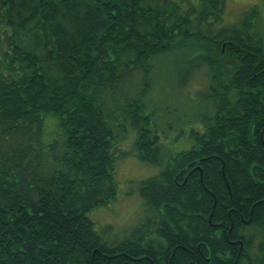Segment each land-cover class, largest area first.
Instances as JSON below:
<instances>
[{
	"label": "trees",
	"instance_id": "1",
	"mask_svg": "<svg viewBox=\"0 0 264 264\" xmlns=\"http://www.w3.org/2000/svg\"><path fill=\"white\" fill-rule=\"evenodd\" d=\"M227 1L0 0V264H264V34ZM170 55L176 83L207 69L210 107L165 156L145 113ZM127 127L162 169L110 242L88 214L117 198Z\"/></svg>",
	"mask_w": 264,
	"mask_h": 264
},
{
	"label": "rangeland",
	"instance_id": "2",
	"mask_svg": "<svg viewBox=\"0 0 264 264\" xmlns=\"http://www.w3.org/2000/svg\"><path fill=\"white\" fill-rule=\"evenodd\" d=\"M255 5L258 6L261 18L259 32L264 34V0H228L223 16L224 24L237 23ZM184 67L177 56L170 55L157 64L153 75L154 84L149 94L151 100L148 101L154 104L152 110L145 115L150 118V128L160 134L161 143L166 146L165 156L191 147L192 141L188 134L192 128H201L203 116L207 114L201 111L210 107V101L205 96L207 69L197 70L187 84H184L182 78L176 83L178 68ZM185 76L189 78L190 75ZM126 135L114 148L117 198L88 214L95 229L110 242L126 238L134 227L146 219L148 212L140 194V185L158 175L162 169L161 166L146 163L132 154L137 138L134 128L130 127ZM128 151L129 154H124Z\"/></svg>",
	"mask_w": 264,
	"mask_h": 264
}]
</instances>
